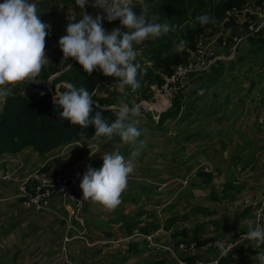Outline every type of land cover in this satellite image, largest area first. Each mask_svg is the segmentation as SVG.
Segmentation results:
<instances>
[{
    "label": "crops",
    "instance_id": "0c3cea01",
    "mask_svg": "<svg viewBox=\"0 0 264 264\" xmlns=\"http://www.w3.org/2000/svg\"><path fill=\"white\" fill-rule=\"evenodd\" d=\"M94 3L95 0H89L84 9L92 17L100 11L93 7ZM249 10L251 14L264 12V8ZM245 13L237 14L238 24H243ZM38 15L51 25L45 41L48 62L61 51L58 41L66 35L67 24L81 19L83 10L75 5V0H55L39 3ZM220 32L225 38L233 34L232 29L222 24ZM256 35L242 33L234 37L230 48L210 44L211 51L230 58L205 73L191 75L177 95L179 114L163 124L154 117L168 105L159 98L156 85L145 95L121 93L115 86L96 91L94 97L104 100L112 97L117 110L121 105L131 108L139 102L150 103L151 109H141L139 139L146 140V147L129 175V181L139 185L128 183L121 196L122 203L112 212H102L98 205L88 203L89 239L116 240L142 233L143 227L153 225L151 234L163 248L142 246L139 254L126 255L122 245L88 248L78 241L71 250L78 264H155L165 259L178 264L176 259L186 256L178 245L192 241H224L230 247L229 252L245 251L236 253L234 264H259L255 256L262 249L243 236L249 231V224L252 228L258 225L259 208L263 209L260 225L264 227V124L254 118L255 113H264V58L239 59L260 45L251 40ZM235 39H239L237 44ZM202 40L211 42V38ZM262 50L264 53V47ZM246 67L251 73L244 71ZM3 101L4 97H0V111ZM98 142L101 155L118 151L125 158L130 156L131 146L118 137L111 141L94 137L42 156L32 148L18 155L0 156V264H52L60 254L64 236L62 218L67 215L58 195L50 198V209L42 214L26 211L14 195L17 183L4 181L3 175L10 173L14 178L37 172L78 175V190L82 192L80 183L87 168L99 169L103 164L102 157L90 158L91 148L97 147ZM205 161L211 164L206 165ZM204 175L210 177L209 182ZM161 186L165 188L159 192ZM171 220L175 221L172 225ZM187 221L189 226L182 227ZM231 222L235 230L228 227ZM220 254L217 248L197 253L202 259H218Z\"/></svg>",
    "mask_w": 264,
    "mask_h": 264
},
{
    "label": "clouds",
    "instance_id": "9594fccd",
    "mask_svg": "<svg viewBox=\"0 0 264 264\" xmlns=\"http://www.w3.org/2000/svg\"><path fill=\"white\" fill-rule=\"evenodd\" d=\"M88 4L89 0H75L83 15L78 21L67 24L66 35L58 41L63 53L61 64L73 58L88 75L100 70L105 77L117 78L119 92L124 93L128 87L136 92L141 87L138 76L144 74L137 61L138 46L175 31L176 26L167 20L159 22L158 15L149 18L146 0H95L93 7L105 14L102 16L98 13L95 18L84 11ZM38 8L39 3L32 0H3L0 3V97L14 91L13 87H7L9 85L40 82L37 78L41 76L46 62L45 41L51 25L39 18ZM104 19L109 23L119 20L120 27L108 32L103 27ZM196 20L202 27L217 23L208 14L199 15ZM186 45V41L182 40L174 45L173 51L181 52ZM67 66L71 68V65ZM63 87L64 90L56 91L53 98L61 122L67 120L81 129L94 125L95 137L107 141L118 137L122 143L131 146L128 158L118 151L105 152L102 167L93 169L89 166L80 183L83 194L81 203L98 205L100 211L112 212L122 203L121 196L127 189L128 177L146 147V140L139 139L142 135L138 127L141 105L134 104L131 108L121 105L115 113L116 119L111 123L102 117L101 112H96L90 119L92 97L96 90L90 94L83 86L76 87L69 82H65ZM80 135H83V131ZM244 238L261 249L264 245V227L257 225L252 228L249 224ZM218 247L223 254V242H218ZM255 259L259 264H264V250H260Z\"/></svg>",
    "mask_w": 264,
    "mask_h": 264
},
{
    "label": "trees",
    "instance_id": "16d2710c",
    "mask_svg": "<svg viewBox=\"0 0 264 264\" xmlns=\"http://www.w3.org/2000/svg\"><path fill=\"white\" fill-rule=\"evenodd\" d=\"M35 1L44 4L55 0ZM146 3L151 6L149 18L152 15H158L160 17L159 22L167 20L176 27L175 31H171L159 39L148 40L138 46L137 51H141L142 55L137 57V61L144 69V74L138 76L141 87L136 92H132L130 87L126 88L125 93L130 95L149 94L152 86H161L165 77L170 76L178 65L190 61L197 50L199 39L201 37L211 38L218 34L221 24L223 27L233 30V34L226 38L227 46L225 48H230L234 37L241 36L242 33H249L250 23L258 20L257 14L246 12L243 15L244 22L240 25L237 15L230 16L225 20L229 11L238 10L241 12L240 14H243L247 8L256 11L264 8V0H146ZM136 11L139 13L138 8ZM203 14L213 16L217 23L202 27L196 17ZM103 27L110 32L112 29L120 27V22H103ZM238 28H241L242 31L241 29L237 30ZM224 37L222 35V38ZM182 40L186 41L187 45L183 51L174 52V45H178ZM251 40L260 45L257 48H251L246 55L242 54L239 57L240 60H245L248 57L261 58L258 56L264 47V29ZM219 44L222 45V39ZM62 58L63 53L59 51L44 64L41 76L37 78L39 83L28 84L25 82L22 85H15L13 86L14 91L4 97L0 111V156L18 155L27 148H32L42 156L65 145L91 140L95 137L94 125L81 129L79 125L74 126L67 120L63 122L59 120L58 110L53 103L52 92L63 91L64 83L69 82L76 87L83 86L91 94L100 87H116L117 78L105 77L100 70L88 75L75 59L69 58L66 63L61 64ZM143 58L146 60L145 62ZM67 65H71V68ZM92 98H94L93 111L90 114V119L95 116L96 112H101L104 119L109 123L113 122L116 119L115 113L118 111L113 108L116 103L113 98L110 97L112 100H104L99 96ZM179 112V98L177 97L169 111L160 114L159 123L163 124L167 120L173 119ZM81 131H83V135H80ZM202 175L200 174V176ZM204 178L206 182H209V176L204 175ZM174 222L171 220V225ZM153 228V225H149L143 227L141 232L151 234ZM142 246L144 247V244L140 242L130 243L124 249L125 254H139L143 250ZM261 249L264 250V245L261 246ZM244 252L242 249L231 251L219 260V264H234L236 253L243 254ZM199 258L201 257L195 255L189 256L185 260L192 263ZM155 264L174 263L165 259Z\"/></svg>",
    "mask_w": 264,
    "mask_h": 264
},
{
    "label": "built area",
    "instance_id": "2783aa9c",
    "mask_svg": "<svg viewBox=\"0 0 264 264\" xmlns=\"http://www.w3.org/2000/svg\"><path fill=\"white\" fill-rule=\"evenodd\" d=\"M247 8L244 12H249ZM105 15L102 12L95 13ZM238 10H232L227 13L228 19L230 16L240 14ZM258 15V20L251 22L248 30L251 35L259 33L264 29V12H254ZM224 20V21H225ZM116 20L114 22H117ZM104 23H109L106 19ZM222 33L219 32L215 36L211 37L209 44L203 42V37L198 41L197 50L192 55V58L188 63L178 65L170 76L165 77L164 83L161 86H157V92L159 98L167 103V107L163 111H158V116L154 119L159 121L160 114L163 113L172 105V101L177 97L178 92L183 90L190 76L193 74H202L211 70L219 62L226 61L230 57H224L221 54H216L210 50V44L220 45L219 42L222 39V45L227 46L226 38H222ZM235 43L239 42V39H235ZM236 47V45H235ZM51 88V84L49 83ZM55 93L52 92V98ZM141 109L150 110V103L139 102ZM208 172V171H207ZM3 180L6 182H16L17 187L15 189V197L19 198L23 208L33 214H42L50 209V198L54 195H58L61 198L63 205L67 208V215L62 218L64 226V236L62 238L60 254L55 258L52 264H78L71 250L73 245L78 241H83L88 248L104 247L107 245H122L124 248L128 247L130 243H143L148 249L163 248L159 245L153 234L135 233L128 237L119 238L116 240H90L89 239V226L86 218V209L88 203H81L83 200V194L78 190L79 177H69L63 172L56 173H31L22 175L19 178H14L13 174L6 173L3 175ZM162 192V188L158 189ZM259 217L263 215V209L257 211ZM260 223V219L258 225ZM261 226V225H260ZM245 237V236H243ZM218 242H223L224 250L223 254H220L218 259H196L195 262H188L185 259L189 256H195L199 252H207L212 248L218 247ZM125 248V249H126ZM179 250L185 253V258L176 259L178 264H219V260L229 253V246H225L224 241H212L208 243H201L200 241L181 242L178 245ZM221 252V249H220Z\"/></svg>",
    "mask_w": 264,
    "mask_h": 264
},
{
    "label": "rangeland",
    "instance_id": "374dc122",
    "mask_svg": "<svg viewBox=\"0 0 264 264\" xmlns=\"http://www.w3.org/2000/svg\"><path fill=\"white\" fill-rule=\"evenodd\" d=\"M235 37H237V36H235ZM216 45V44H215ZM138 53H139V55L138 56H141L142 55V53H141V51H138ZM222 55V54H221ZM222 56H224V55H222ZM225 57V56H224ZM258 57H261V58H264V53L263 52H261V54L258 56ZM252 59V58H251ZM143 61L145 62L146 60L143 58ZM253 65H255L254 63H253ZM247 70H248V68L246 67L245 69H244V71L246 72V73H251V70L249 69L248 70V72H247ZM263 70V69H262ZM260 79V76L259 77H257L256 78V80H259ZM257 82H259V81H257ZM258 86V85H257ZM259 88H262V86H260ZM258 92V91H257ZM98 95H100L101 96V94H98ZM257 96H261V95H257ZM110 100H112V99H110ZM259 100V99H258ZM113 108H115L116 109V107L114 106ZM261 112V111H260ZM254 118L255 119H257V121H259V123L260 124H264V113L263 112H261V113H258V114H254ZM98 146L97 147H92L91 148V150L93 151L92 153H91V157L90 158H95V157H98V158H100V157H102V155H101V145L99 144V142H98V144H97ZM99 155V156H98ZM89 158V159H90ZM101 159V158H100ZM206 165H207V163H209V164H211V162H209V161H205L204 162ZM205 171H209V169H205ZM130 176L128 177V181L130 180ZM188 179H189V177H188ZM131 186H135V185H139V183H136L135 181L133 182V181H129L128 182ZM185 183V182H184ZM129 186V185H128ZM127 186V187H128ZM163 187L165 188V186H161L160 188H162V190H163ZM205 202H207V201H205ZM260 209V208H259ZM259 209H257V211L259 210ZM235 211V210H234ZM234 211L232 212V213H234ZM257 211H256V219H258V222H259V219L261 220L260 221V223L262 224V220H263V215H260V217H259V215H258V213H257ZM231 213V212H230ZM263 214V213H262ZM260 223H259V225H260ZM186 226H189V221H187V222H185L183 225H182V227H186ZM228 227H230L232 230H235V228H234V225H233V223L231 222V223H229L228 224ZM121 246V245H120ZM115 248H118V247H115ZM126 248V246L124 247V249ZM110 251H112V250H110Z\"/></svg>",
    "mask_w": 264,
    "mask_h": 264
}]
</instances>
